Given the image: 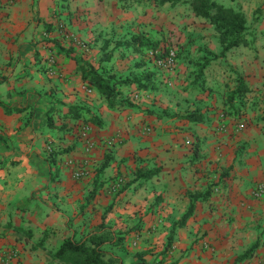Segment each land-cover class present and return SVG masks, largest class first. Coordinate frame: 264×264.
Here are the masks:
<instances>
[{
    "label": "crops",
    "instance_id": "0c3cea01",
    "mask_svg": "<svg viewBox=\"0 0 264 264\" xmlns=\"http://www.w3.org/2000/svg\"><path fill=\"white\" fill-rule=\"evenodd\" d=\"M214 1L241 12L247 27L252 25L264 35V0ZM122 3L129 8L123 10ZM149 3L0 0V253L17 250L18 259L12 264H65L53 256L65 238H85L102 222L115 231L135 223L138 216L160 230L148 235L147 241L135 239L132 245L153 248L164 234L169 235L191 200L193 211L182 226L175 227L165 255L169 264H264V196L255 199L250 194L252 185L264 182L263 124L254 122L245 130L242 162H234L221 195L212 191L203 195L218 165L232 164V157L223 163L209 156L210 172H204L198 154L180 151L181 139L163 140L164 147H171L162 150L161 141L144 133L143 121L148 125L151 118L141 121L131 114L130 119H121L127 111H109L106 98L83 81L74 59L76 47L67 54L69 43L53 30L64 20L73 38L80 35L95 41L93 34L108 38L122 32V18L129 16L131 24L152 14ZM153 3L171 6L169 1ZM188 15L202 19L192 7ZM258 48L264 50L263 41ZM252 65L260 71H249L250 85L262 79L264 55ZM92 115L98 116L100 127L90 121L85 124L84 118ZM165 123H158L153 133ZM116 132L123 138L120 143L112 140ZM85 139L92 142L91 149L85 148ZM47 144L55 149L53 161ZM66 159L85 165L87 176L75 179L62 164ZM155 164L162 165L158 173L135 178L137 168ZM118 177L131 179L116 194L109 184ZM154 190L161 196L157 205ZM112 203L115 208L107 212ZM256 241V248L238 260ZM129 248L106 246L121 264H139ZM151 256L142 257L147 263Z\"/></svg>",
    "mask_w": 264,
    "mask_h": 264
},
{
    "label": "rangeland",
    "instance_id": "374dc122",
    "mask_svg": "<svg viewBox=\"0 0 264 264\" xmlns=\"http://www.w3.org/2000/svg\"><path fill=\"white\" fill-rule=\"evenodd\" d=\"M179 2L182 0L171 2L167 9L162 3L152 5L153 2L150 1L148 9L152 14L147 18H140L139 22L134 20L131 24L129 16L125 17L127 11H124L125 18L121 19L125 22L121 26L122 32L113 33L108 38L105 35L99 37L98 34H93L97 37L95 41L86 40L80 35H73L76 37L73 38L69 35L68 24L64 20L58 23L62 24L63 28L56 26L53 30L57 31L61 40L69 43L71 49L76 47L74 51L77 58L92 65L103 76H110L111 81L115 82L111 99H106L109 111H127L126 114L122 113L121 119H130L131 114H136L141 121V117L151 118L152 122L148 125L143 121L144 133L161 141L162 150L168 152L171 147H164L163 140L170 137L181 139L180 151L193 157L198 154L197 160L202 163L204 172H210L207 164L209 156L223 163H226L227 158L230 161L232 157V164H219L216 173L204 186L203 195L211 191L221 195L223 182L234 172V162H242V138L245 130L254 122L264 126V66L261 67L263 74L260 81L250 85L247 79L251 75L249 71H260L259 67L252 63L264 55V50L258 48L259 43L264 42V35L258 34L256 28L251 25L246 29L245 42L221 56V45L214 26L204 18L197 20L188 15L191 0ZM121 6L123 10L129 8L123 3ZM134 23H137V26H134ZM135 36H140L143 41L156 42L158 46L149 48L142 45L138 49L127 47L125 43L131 42ZM82 64L80 63L78 68ZM238 76L250 90L241 95L235 94L232 99L231 95H234L238 86ZM189 113L201 115L202 121L189 122L184 119ZM84 121L88 126V121L101 126L98 116L92 115L84 118ZM163 121L166 122L164 126L159 128V132L153 133L158 129L157 124ZM112 138L115 143L123 140L119 132ZM169 143L170 141L166 142V145ZM161 167V164H155L150 168L136 170H155L158 173ZM130 179L118 177L109 184V189L113 193H120ZM260 185H264V182L255 183L250 188V194L255 199L264 196L256 195ZM154 191L153 201L154 205H157L161 196H158L157 190ZM107 207V212L115 208L114 203ZM138 218V221L131 225L115 229L119 245L125 251L130 250L131 246L135 251L134 256L138 259H144L142 256L145 254L152 255L147 264H169L165 255L171 248L175 228L173 231L171 229L169 235L164 234L158 245L144 250L138 245L133 246V241L138 238L147 241L148 235H153L160 229H154L151 224H145L142 217ZM198 240L197 238L194 243H198Z\"/></svg>",
    "mask_w": 264,
    "mask_h": 264
},
{
    "label": "trees",
    "instance_id": "16d2710c",
    "mask_svg": "<svg viewBox=\"0 0 264 264\" xmlns=\"http://www.w3.org/2000/svg\"><path fill=\"white\" fill-rule=\"evenodd\" d=\"M150 1L175 2L178 0ZM191 7L196 16L204 18L209 24L214 26L221 45V56H225L230 49L245 42L247 25L246 18L241 12L225 7L214 0H191ZM125 45L135 49H138V47L142 45H146L149 48H156L158 46L156 42L141 40L140 36L133 37L132 41L125 43ZM65 51L68 54V52L71 53L73 49L68 48ZM74 59L77 64H80L81 62L83 63L79 66L83 81H86L95 87L100 95L104 96L109 101L113 95V87L115 83L114 81H111V77L103 76L92 65L83 61V59L77 57H74ZM237 80L238 86L233 93L234 95H231L232 99H234L235 94L241 95L250 90L240 76L237 77ZM183 118L191 122H198L203 119L202 116L197 113H189ZM49 156L50 161H53L54 154H49ZM103 166L105 165L103 164ZM154 174H156L155 170L142 171L138 169L135 172V178H150ZM193 208L194 203L193 200H191L188 209L181 219L174 224L172 231L175 227L184 224L186 219L191 215ZM119 244V239L116 237L114 230L109 226L104 225L102 222L98 231L88 234L85 238L75 239L73 236L65 238L53 256L65 264H121L118 257H115L106 250V246L108 245L118 246ZM257 244V241L254 242L247 251L238 258V260L248 256L256 248ZM138 263L147 264L143 259H138Z\"/></svg>",
    "mask_w": 264,
    "mask_h": 264
},
{
    "label": "built area",
    "instance_id": "2783aa9c",
    "mask_svg": "<svg viewBox=\"0 0 264 264\" xmlns=\"http://www.w3.org/2000/svg\"><path fill=\"white\" fill-rule=\"evenodd\" d=\"M63 28L62 24H58L57 28ZM137 97V96H136ZM85 148L91 149L93 144L89 139H85ZM48 154H52L55 152V149L50 144L46 146ZM64 166H68L72 172V176L75 179H83L87 176V170L85 165L82 163L75 162L73 160L66 159L62 163ZM264 194V185H260L258 190L256 191V195H263ZM18 252L15 249H6L0 253V264H12L15 263L18 259ZM157 264V263H154Z\"/></svg>",
    "mask_w": 264,
    "mask_h": 264
}]
</instances>
